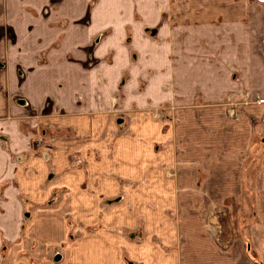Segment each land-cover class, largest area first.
Masks as SVG:
<instances>
[{"label":"crops","instance_id":"obj_1","mask_svg":"<svg viewBox=\"0 0 264 264\" xmlns=\"http://www.w3.org/2000/svg\"><path fill=\"white\" fill-rule=\"evenodd\" d=\"M67 1H73L75 6L70 9L61 5V18L76 22L84 17L83 8L87 0H66V3ZM110 1L121 6L116 12L121 28L116 26L117 32L111 35L108 46L111 49L123 48L118 44L121 39L118 33L126 32L127 25H133L132 42L135 44L144 40L149 29L155 30L160 38L157 53L162 73L158 79L161 83L170 77L173 88V92L165 96H173L176 99L174 101H179V104H192L183 110L184 114H188L191 129L189 145L213 144L214 136H199V129L202 134V129L210 128L213 134L214 129L221 126L223 130H227L226 138L230 139L232 136L237 140L232 152L236 157L229 153L224 159L227 162L232 158L238 160V167L196 169L189 176L183 173L175 184L174 180H167L163 176V182L168 183V186L164 184L152 187L153 185L143 183L137 192L134 187L126 186L125 191L122 190L127 194L126 201L111 206L104 213L100 211L101 200L119 191L116 174L118 166L114 164L117 162L116 158L109 162L106 153L100 154L101 158H97L96 154L95 157L89 155L88 171L72 172L64 177L67 184H56L47 179L54 174L58 177L59 173L69 167L71 161V150L67 151L57 142L50 158H29L19 164V170L15 169L14 173L21 182L20 189L16 191L30 193L35 204L27 219V228L21 235V205L9 210L8 216L1 218L0 215V231L9 232V236L1 235V249L8 237L11 240L16 236L27 235L37 243L36 249H30V254L39 259L38 264H55L50 261L44 248L58 244H63L62 260L65 264H264V150L257 157V168L253 174L245 167L249 161L253 136L264 131V102L254 100L258 96L264 98V0H141L139 8L132 7L131 0ZM128 1L131 2L130 8H123ZM160 2H163L161 8L158 7ZM168 7L170 17L165 12ZM110 9L112 8L107 6L103 10L99 5L92 13V25L88 29H76L74 25H54L56 20L52 16L48 21L52 25H40L33 30L22 26L19 29V46L33 50L49 48L59 34L65 33L67 42L63 44L61 53L70 48L80 50L96 33L113 26L114 16ZM101 11L103 15H100ZM137 15H141L143 19L139 20ZM123 18L126 19L125 22ZM100 19L108 25L101 24ZM148 45L151 47L153 44ZM52 55L60 54L57 51L52 52ZM76 55L80 57V52ZM63 60L62 56L61 60L47 62L45 67L36 71L39 73L37 78L48 81L79 79L77 76L81 69L73 68ZM230 95L236 96L241 106L238 108L239 119L234 122L223 115ZM246 96L253 99L247 101ZM198 98L204 99L205 107L197 105ZM58 100L57 109L69 111L72 100L65 95H61ZM219 118L223 120L219 121ZM45 123L50 124V128L62 125L85 133L103 127L101 119L93 116L71 118L69 115L55 118L52 115ZM257 123L260 124L256 125ZM111 125L109 120L104 127L110 129ZM233 125H236L237 130H233ZM151 128L148 125L143 130ZM13 135L20 143L17 145L18 149L25 150L28 142L20 126ZM186 135L187 132L184 136ZM129 143L125 140L121 149L129 150ZM226 144L229 145L230 141ZM126 154L128 157L132 156V153ZM82 156L86 157L85 153ZM3 171L0 154V176L4 175ZM122 171L134 176L131 159L125 161ZM212 176L218 179L213 182ZM175 188H181V194L170 196L167 201L166 197L160 195L175 193ZM63 191L65 196L50 206L49 199L56 192ZM138 192L142 193L141 198L135 195ZM150 192L156 193V200H152L156 204H150ZM211 192L236 193L244 213L252 212V219L246 225L237 220L238 243L227 245L226 248L219 245L220 236L213 232L212 227H206L199 217L203 213L205 216L209 215L208 197L203 194ZM187 196L190 197V203L184 201ZM225 199H229V196ZM92 210L93 216L90 214ZM171 214L174 215L172 218ZM89 216L91 219L87 220ZM176 218L178 221H175ZM71 222L79 226V236L92 237H79L76 242L70 240ZM93 222L103 224V228L93 235H86L80 226ZM241 225L244 226V232ZM138 226L145 234L140 242L114 231L119 227L135 229ZM243 236H248V244H245ZM16 248L12 249V253L9 251L11 259L8 261L2 260L0 252V264H30L31 261L21 260L24 256L18 257Z\"/></svg>","mask_w":264,"mask_h":264},{"label":"rangeland","instance_id":"obj_2","mask_svg":"<svg viewBox=\"0 0 264 264\" xmlns=\"http://www.w3.org/2000/svg\"><path fill=\"white\" fill-rule=\"evenodd\" d=\"M131 1L132 7H140L141 0ZM72 2L67 1L66 3V0H0V154L1 166L4 167V175L0 176V215L3 218L9 213V210H14L21 205L20 235L27 228V219L31 215V208L35 203L30 198V193L16 191V189H20L21 182L14 173L15 169L19 170V164L29 158L38 156L45 159L50 158L57 142L67 151L68 149L71 150L69 151L71 161L69 167L63 173H59L58 177L54 174L47 179V181L51 180L50 182L54 181L56 184H67L64 177L71 175L72 172L88 171L89 155L95 157L94 154H96L97 158H101L100 154L106 153L109 156L107 159L109 162L116 158L117 162L114 161L116 162L114 164L118 166L116 174L119 191L113 192L101 200L100 211L104 213L109 211L111 206L126 201L127 194L122 192V190L125 191L126 186H132L135 191H138L139 186L143 183L153 185L152 187L163 186L165 184L163 176L167 180H174L175 184L183 173L189 176L190 172L196 169L221 170L222 168L238 167V160H232V158L227 162L224 159L229 153L232 156L237 140H234L235 137L232 136L230 139L226 138L228 136L227 130H223L221 126L214 129L213 134H211L213 130L210 128L202 129V134L199 129V136L210 138L214 136L213 144L189 145L191 141L188 137L191 129L189 128L188 114H184L183 110L185 111L192 104H185L184 102V104H179V101H174L176 99L173 96H165L173 92V88L170 77L161 83L158 79L162 73L157 53L160 38L155 30L149 29L144 40L135 44L132 42L133 25H127L126 32L118 33L121 37L118 44L122 45L123 48L111 49L108 45L111 35L117 32L116 26H119V16L116 12L121 6H116L117 4L110 0H87L83 8L84 17L82 16L73 22L71 19L70 21L68 18L60 17L61 5H66L71 9L72 6H75ZM127 4L123 8H130L131 2L128 1ZM99 5L103 10L107 6L112 8L110 11H113H111L114 16V23L111 24L113 26L96 33L87 40L86 45L80 50L70 48L61 53L63 44L67 42L65 33L59 34V37L49 48L33 50L19 46V29L22 26L33 30L34 27L40 25H52L53 23H49L50 16H52L56 20L54 25L60 27L68 25L72 27L74 25L76 29H88L92 25V13ZM162 6L163 2H160L158 7L161 8ZM169 10V7L165 8V12H168L170 17ZM103 14L101 11L100 15ZM137 18L143 19L141 15H137ZM123 19L125 22L126 19ZM100 22L108 25L104 20L100 19ZM124 22L122 23L124 24ZM151 43L154 46L149 47L148 44ZM57 51L61 55H57L59 58L56 55L51 56L52 52L57 53ZM77 52H80V57H76ZM62 56L64 57L63 62L69 63L73 68L81 69L77 76L79 79L48 81L37 78L39 73L36 71L39 68L45 67L46 63L52 60H61ZM159 90H161L160 94ZM61 95L72 100L73 103L69 111L57 109L56 106L59 105L58 99ZM245 98L247 101L253 99L249 96ZM228 99L229 103L225 104V112H223L224 118L231 122L238 121V108L241 107L238 98L230 95ZM198 100V106H206L204 99L198 98ZM254 100L260 103L264 102V98H259V96L255 97ZM52 115L55 118L56 116L67 117L69 115L71 118L73 116H93L101 119L103 127L90 133L62 125H55L50 128V124L45 122ZM109 120L112 127L107 129L104 126L109 123ZM218 120L222 121L223 119L219 118ZM258 124L260 123L256 125ZM148 125H151L152 128L143 130ZM19 126L28 142V147L25 150L18 149L17 145L20 143L15 140L13 135ZM233 126V130H237L236 125ZM146 132L149 133L144 135ZM181 136H184L183 139ZM253 137L249 161L245 162V167L252 174L257 168V157L264 150V131ZM125 140L131 144H128L130 149L127 151L121 149ZM228 140L230 146L226 144ZM43 146H48L50 149H43ZM125 152L132 153V156L128 157ZM83 153L86 157L82 156ZM233 155L236 157V154ZM130 159L134 176L122 171L125 161ZM127 164L129 163L127 162ZM22 167L24 168L25 165ZM216 179L212 176L211 180L214 182ZM43 183L45 184V182ZM215 184L220 183L215 182ZM165 185L168 186L169 184ZM180 189L175 188V193L167 192L160 195L166 197L165 200L167 201L170 196L174 197L175 194H181ZM11 190H14V193H11ZM64 194V191L56 192L54 197L49 199V205H54L62 196H65ZM136 194L141 198L142 193ZM148 195L151 197L150 204H156V201H152L153 199L156 200V193L150 192ZM203 196L208 197V205H206L210 207L207 208L209 215L205 216L203 213V216L201 214L199 217L203 219L206 227H212L213 232L220 236L218 238L219 245L226 248L227 245L238 243L236 236L237 220L246 225L252 219V212L244 213V208L239 204L236 193L211 192L204 193ZM228 196L229 199L226 200L225 198ZM176 198L177 196H175V200ZM184 201L190 203V197L187 196ZM176 202L178 205V201ZM248 203L251 205L250 200ZM90 212L91 215L94 213L93 210ZM173 216L171 214L170 217ZM90 217L87 220L91 219ZM175 221H178L177 218ZM102 225L93 222L80 227L86 235H93L103 228ZM243 225H241L242 231ZM78 227L74 222L69 224L70 240L76 242L79 237H92L79 236ZM114 231L119 235L128 236L135 242H140L145 236L139 226L135 229L119 227ZM1 235L9 236V232L0 231V242ZM247 237H242L246 239L245 244L249 242ZM4 242L2 249L0 243L3 261L11 259L9 251L12 253V249L17 247L15 252L18 253V257L24 256L21 258L22 261L38 264L39 259L30 254V249H36L37 243L31 241L29 236H16L11 240L8 237ZM62 245L58 244L55 247L49 245L44 248L49 254L50 261L55 264H65L62 260Z\"/></svg>","mask_w":264,"mask_h":264},{"label":"built area","instance_id":"obj_3","mask_svg":"<svg viewBox=\"0 0 264 264\" xmlns=\"http://www.w3.org/2000/svg\"><path fill=\"white\" fill-rule=\"evenodd\" d=\"M43 149H50V147H48V146H43Z\"/></svg>","mask_w":264,"mask_h":264}]
</instances>
